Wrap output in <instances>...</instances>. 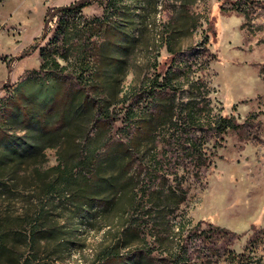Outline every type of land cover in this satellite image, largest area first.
Instances as JSON below:
<instances>
[{"label": "rangeland", "instance_id": "rangeland-1", "mask_svg": "<svg viewBox=\"0 0 264 264\" xmlns=\"http://www.w3.org/2000/svg\"><path fill=\"white\" fill-rule=\"evenodd\" d=\"M78 1L83 0L0 3V105L20 81L46 61L50 66L54 58L69 100L76 95V103L88 114V105L81 103L83 93L95 90L93 72L100 67L107 82L103 96L120 98L112 106L118 119L106 124V137L127 142L140 116H147L144 124L156 128L157 141L145 140L148 148L124 154L137 193L130 214L121 217L117 206L96 204L85 209L71 234L74 208L61 204L49 221L64 225L65 233L43 241L39 257L57 264H105L102 252L108 246L122 253L145 248L166 256L155 238L163 226L152 228L163 219L150 215L149 207L170 200L153 190L172 186L176 198L185 194L169 214L174 248H181L202 221L193 234L190 264H264V0H86L80 9H64ZM121 61L127 65L125 72L117 71ZM123 73L122 82H116L113 75ZM192 99L203 109L201 118L209 112L235 115L241 126L219 135L195 120L190 129L183 111ZM206 99L212 111L203 107ZM80 117L78 131L66 145L45 150V167L58 164L62 153L71 159L80 156L81 150L75 149L79 139L74 142L73 137L94 130L88 117ZM122 160L120 156L113 167L112 161L110 167L104 165L107 174L102 176L118 173ZM32 174L33 166L24 165L19 182L30 181ZM34 194L23 189L13 202L2 203L3 211L34 209L27 201ZM132 222L141 227L128 228ZM9 241L22 243L13 233ZM206 247L214 248L217 259L203 257ZM13 259L7 251L0 264H15Z\"/></svg>", "mask_w": 264, "mask_h": 264}, {"label": "trees", "instance_id": "trees-1", "mask_svg": "<svg viewBox=\"0 0 264 264\" xmlns=\"http://www.w3.org/2000/svg\"><path fill=\"white\" fill-rule=\"evenodd\" d=\"M2 1L0 0V3ZM85 1L75 2L64 9H80ZM203 44L205 45L206 42H202ZM195 48L192 46L190 49L194 50ZM175 59L173 57L172 61ZM51 61L50 66L46 61L42 65V69L20 81L0 105V257L3 258L4 253L9 251L14 257L15 264H57L51 258L39 257L38 249L43 241L48 243L62 237V234L65 233L64 225L49 221L52 220L53 211L58 209L61 204L69 203L74 208L73 228L69 229L71 234L75 232L76 220L82 216L85 209H91L96 204H104L111 208L117 206L121 217L130 214L131 209L134 210L137 193L134 188L135 176H130L128 170L130 162L125 163L124 154L128 152L134 154L136 151L143 150L144 146L148 148V144L144 143L145 140L147 143L157 141L154 134L156 128H149L144 124L148 120L147 116H140L127 142L117 143L111 137L107 138L105 126L109 121L118 119L112 106L120 98L116 95L103 96L107 82L102 76L100 67L93 72L94 79L97 80L95 84H92L95 90H90L87 94L83 93L81 103L83 106L87 104L89 107L88 114H85L82 112L81 105L76 103V95L69 100L71 93L66 86L65 78L60 76L59 71L61 70L58 71L55 68V66H60L59 62L54 58ZM126 66V63L121 61L117 64V71L125 72ZM42 71H46L45 76H40ZM168 71L171 73L173 68H168ZM124 75L125 73L123 76L113 75V78L116 82H122ZM81 82L83 83L82 79ZM204 83L199 82V87L205 86ZM60 98L61 100H59ZM203 107L212 111L211 102L208 99L204 100ZM202 112L203 109L194 99L186 102L183 114L186 117V123L191 127L190 129L194 127L195 120L200 122V128L207 124L219 135H222L227 129H237L241 126L235 115L210 116L209 112L207 118L203 116L201 118ZM82 114L88 117V124L94 130L88 131L85 135L73 137L74 142L79 139L75 144V149L81 150L80 156L71 159L62 153L58 164L45 167V150L49 147L66 145V142L71 140L70 135L77 133L76 127H78ZM189 126L185 128L188 129ZM23 129L25 131L20 133L19 131ZM188 145L189 148H195L192 143ZM62 152L66 154L67 149ZM120 156L124 161L121 162L119 172L102 176L107 174L103 172L106 168L104 165L110 167L112 161L113 167V161ZM24 165L33 166V174L31 180L26 178V183L23 184L19 182L17 175ZM26 188L35 192L31 198L27 197V201L35 208H30L25 212L19 210L4 212L2 203L13 202ZM110 188L111 191L108 192ZM151 193H156L158 197L165 193L167 197H170L166 203L149 207L150 215H154L155 219L160 217L163 219L161 222L152 224V228L157 229L163 226V230L155 238L164 247L166 256H155L153 250L145 248L122 253L116 248L108 246L102 252L105 264H111L117 260H120L122 264H190V260L193 259V234L199 230L202 221H199L189 232L190 234L185 236L181 248H174L171 240L173 236L170 231L169 214L174 207L184 201L185 194L184 197L176 198L178 192L172 186L167 190L160 188L157 192L153 190ZM112 194L118 197L117 200L112 197ZM125 196L131 197L129 201H123ZM10 220H14V222H10ZM41 220H45V222L42 223ZM129 227L140 228L141 224L132 222ZM251 227L255 228V224L252 223ZM183 229L184 226L180 225L179 231L181 232ZM218 229L232 235H239L226 227H218ZM246 232L247 230L243 231V233ZM12 233L22 241L19 246L10 244L9 239ZM21 245L25 250L19 249L22 247ZM203 257L209 260L217 259L214 248L206 247Z\"/></svg>", "mask_w": 264, "mask_h": 264}]
</instances>
